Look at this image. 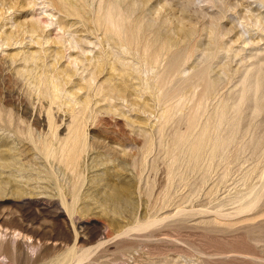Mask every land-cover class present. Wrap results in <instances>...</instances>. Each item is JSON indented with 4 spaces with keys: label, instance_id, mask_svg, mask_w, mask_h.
I'll return each instance as SVG.
<instances>
[{
    "label": "rangeland",
    "instance_id": "1",
    "mask_svg": "<svg viewBox=\"0 0 264 264\" xmlns=\"http://www.w3.org/2000/svg\"><path fill=\"white\" fill-rule=\"evenodd\" d=\"M111 1H81V16L52 0H0V124L8 117L23 121L32 136L7 132L22 163L53 175L40 180L39 190L21 185L23 193L0 169V232L22 234L25 245L46 244L34 261L0 255V264H264V87L257 90L264 86V0L123 1L130 23H154L140 33L144 38L164 35L181 55L179 72L164 89L168 95L193 86L201 70L222 73L206 111L197 110L202 85L193 98L160 102L149 88L157 69L147 68L138 52L109 55L104 15ZM31 68L39 72V89L26 77ZM49 77L60 88L54 101L43 93ZM225 99L229 123L211 135L228 142L210 162L209 149L196 155L193 144ZM76 121L86 136L80 174L59 149ZM49 137L54 145L47 156L40 139ZM109 182L128 185V205L103 199ZM82 243L91 249L83 259L81 251L73 256Z\"/></svg>",
    "mask_w": 264,
    "mask_h": 264
},
{
    "label": "bare ground",
    "instance_id": "2",
    "mask_svg": "<svg viewBox=\"0 0 264 264\" xmlns=\"http://www.w3.org/2000/svg\"><path fill=\"white\" fill-rule=\"evenodd\" d=\"M52 1L59 8H63L67 12H69L71 14L84 16V10H83L84 8H82L83 5L82 4L80 5L79 2H81V1L86 2V0L85 1L84 0H52ZM123 1L124 0H112L110 2V4H108L107 11H106V13L104 15L106 17L105 20H104V23H105L104 27H105L106 32L108 33L107 41L110 43L109 47H111V51H110L109 55L114 56V57L118 56L119 55V51L121 49L124 50L125 52H127L128 54H132V53L134 54V52L135 53L138 52L140 54V57L145 62V65H146L147 68L157 69V71L154 73V79H156V80L154 81L153 84H151L149 86V88L155 94V97L157 95V98H158V100L160 102L164 101L166 99H167V101L168 100H172V99L177 98V97H179L180 99L181 98H187L189 93L192 94L191 98H193L194 97L195 88L198 87L199 85H202L204 88H203V91H202L198 101H197V110L200 109V108H204V110L206 111V108H207L206 107V103H207V101L209 99H213L214 100V98H215V96L217 94V91H218L219 84L224 81V77L222 76V73L218 72V73H214V75H212V73H213L212 69L201 70L198 73V77L196 78L193 86H191L189 89L184 87V88L180 89L179 91L177 90V91L171 93L170 95H168L166 93V91H164V89L166 88V86L169 83L173 82V79L175 78V76L179 72V68L182 65L181 62H180V58H179V56H181V55H180L179 51H177V50L176 51H172L173 46L175 44L172 43L171 39H170L171 40V42H170L168 37H167L168 40H165V36L164 35L158 34L156 40H154V41L153 40L148 41L146 38H144L143 34H140V33L141 32L145 33L146 31L151 32L152 31L151 30L152 29V25L154 23L151 24L147 28H145L143 26V24L141 23V20H139V22H133L132 21L133 23L132 22L130 23L128 21L129 17H127V16H125L123 14V7H122ZM147 1L148 0H145V2L143 1V3H146ZM136 2H138V1L137 0L133 1L132 2L133 5H135ZM141 3H142V1H141ZM130 16H132V15H130ZM204 24H206V23H204ZM177 29L180 32L185 33V28L184 27H178ZM31 30L32 31H37L36 26L32 25L31 26ZM187 30L189 31V29H187ZM178 34L180 35V33H178ZM178 34H177V36H178ZM116 36H118V37H116ZM145 37H146V35H145ZM169 37H171V35ZM189 51H190V49H189ZM212 52H213V50H212ZM214 54H215V52L209 54L208 58L214 56ZM34 58L35 57H33V59ZM37 58H39V56ZM165 60H167V64L162 70H160L159 68L161 67L162 62L165 61ZM116 67L117 66H115V61H113L111 63L110 69L112 68V70H115ZM35 71H36L35 68H31V69H27V71L25 73H26V77H29L28 79H29L30 85L32 84V85H34V87H38V89H39V87H40L39 83H40L41 80L40 81L37 80L38 79L37 75L39 74V72L36 75ZM123 71L128 76L130 75L129 67L124 68ZM223 72L226 73L224 70H223ZM21 74L23 75L24 71ZM38 76H40V75H38ZM49 79H51V78L49 77ZM109 81H111V78L109 79ZM44 82L46 83V87L44 86L45 89L43 90V93L45 95H47V97L50 96L53 99L52 101H54L56 99H59L60 98L59 85H57L52 79L50 81L46 80ZM44 82H43V84H45ZM113 87H114V85H113ZM262 87H264L263 84L262 85L260 84L258 86L257 90H259ZM117 89H118V87H117ZM117 91H119V90H117ZM125 91H126V89H125ZM85 109H87V107ZM229 109H230V106H229L228 100L227 99L222 100V103L217 107V109L215 110L214 114H212L207 120L208 122L205 125V128L203 130V134H202L203 139L202 140H197L193 144V152H194V154L200 155L201 152H202L201 150H204L207 147L209 149L208 158H209V160H211L210 162H212L215 159V157L217 155V151H218L219 148L222 147L223 150L226 149V144L228 142V137L224 136V135L222 136V134L217 133L216 136H215V139H214V138H212L211 132H212V128L213 127L214 128H219L220 126L225 125V123H226V125H228V123H229V119H228ZM72 118H73V116H72ZM83 118H84V116H83ZM188 119H189V121H188L189 124L192 126V124H193L192 120H191L192 118L188 117ZM3 122H4V124H0V131L4 130V134H0V169H1V172H4V174H9V178H8V180H6V182L7 183L14 182L15 188L18 189V191L19 190L22 191L23 193L27 192V189L22 187L23 184L24 185L26 184L30 188L29 192H32V190H39L40 188H42L40 180H44V179L51 180V179H53V175L51 173L47 172L45 177H43V176H41L39 171H35L34 169H31V168L27 167L26 165H24L22 163L21 159H20L19 150L16 147V144H18V143L15 144L14 140L11 141V136H9L7 134V132L13 133L14 135H20V134L28 133L30 136H32L33 133L31 132V130L28 129L30 127L28 126V128H27L28 132H26L25 128L22 126L23 125L22 124L23 121H20V120H16L15 121V119L13 117H8V119L4 118ZM54 124L55 123H54V121L52 119V116H50L49 117L48 126H49L50 129H52V132H54L53 130L55 129V125ZM225 129L226 128H224V130ZM53 134L55 135V132ZM181 138L182 137H180V139ZM40 140H41L40 141V144H41L40 147H41L42 150H44L45 154L48 156L50 153L53 152L52 151V146L54 145L53 140L50 139V137H49V139H42L41 138ZM18 141H19V139H18ZM19 143L21 144L22 141H19ZM177 144H179V143H177ZM3 146H4V148H2ZM146 146H148V145H146ZM57 148H59V147H57ZM85 148H86V136H85V132L83 130V123L80 122V121L79 122L76 121L75 124L72 123V125L70 126L69 134L66 136V138L63 141H61V147L59 148V149H61L60 150L61 158H63V160L67 163L68 166H71L72 171L77 172L78 169H79V166L82 167L80 165V163H79V160H80L81 154L83 153ZM27 149H28V147H27ZM147 150H149V149L147 148ZM203 153H204V151H203ZM147 155H148V153H146V151H144V153H143V160L144 161L146 160V156ZM131 156H133V155H131ZM173 157H175V156H173ZM194 157H195V155H194ZM56 158L57 157H55V159ZM176 158H178V157H176ZM197 158H199V157L196 156V159ZM100 160H102V159H100ZM210 167H211V163L208 165V169H210ZM34 171H35V173H34ZM80 172H82V171H80ZM80 172H79V174H80ZM100 176H102V175H100ZM23 181H24V183H22ZM42 184H44V183H42ZM53 184H52V186H53ZM99 185H100V183H99ZM57 186L61 190L62 186H60L58 184H57ZM108 186L111 189V191L106 192L104 194L105 196L103 197V199L110 200V201L114 202V204H119L120 203V204H123V205H128L131 202V199L129 197V191H128L129 188H128L127 184H121L119 186V185H116L115 183L109 182ZM5 189H6V187H5ZM5 194H6V192H5ZM17 194H19V193H17ZM67 194H69V193H67ZM79 197H80V195H79L78 192L74 193L73 200L78 201ZM74 204H76V203H74ZM114 212L117 213L118 210L117 211L114 210ZM66 222L67 221L65 220L64 223H66ZM152 223L154 224L155 221L154 222L152 221L151 224ZM147 224H148V222H147ZM101 229L102 228L98 229L97 233L94 234L93 239L94 238H95V240L98 239V237L100 236V230ZM102 236H103V234H102ZM23 237H25V236H23ZM22 240H24V238H22V234H20L18 232L17 233L16 232L15 233L14 232L10 233L8 231H5L4 233L0 232V255L1 256H5L6 257L5 259L11 258V259H13L14 261L17 262V261L22 260L23 258H27V259H30V260L34 261L35 257L37 258V257H39V255H41V253L43 254V248L45 247L46 244L43 245V246H41V244L39 246H37V245L32 244V243H30L28 245H25L26 243L24 241H22ZM82 241H83V243H87L86 240H82ZM83 243L81 245H79V244L77 245V249L74 251L73 256L77 252L81 251V253L78 255V257L81 258V259L87 257L88 252H90L91 249L85 250V245ZM57 244L58 243H55L54 245H57ZM103 244L104 243H102V242L99 243L100 246H102ZM52 245H53V243H52ZM97 248H100V247L98 246ZM27 259H25V261Z\"/></svg>",
    "mask_w": 264,
    "mask_h": 264
}]
</instances>
